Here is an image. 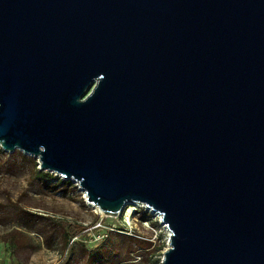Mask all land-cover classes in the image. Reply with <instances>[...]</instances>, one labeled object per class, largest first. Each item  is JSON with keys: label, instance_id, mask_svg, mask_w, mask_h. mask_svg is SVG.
<instances>
[{"label": "water", "instance_id": "obj_1", "mask_svg": "<svg viewBox=\"0 0 264 264\" xmlns=\"http://www.w3.org/2000/svg\"><path fill=\"white\" fill-rule=\"evenodd\" d=\"M0 149L157 214L160 264H264V0H0Z\"/></svg>", "mask_w": 264, "mask_h": 264}, {"label": "rangeland", "instance_id": "obj_2", "mask_svg": "<svg viewBox=\"0 0 264 264\" xmlns=\"http://www.w3.org/2000/svg\"><path fill=\"white\" fill-rule=\"evenodd\" d=\"M35 168L36 158L0 149V264H160L168 237L155 215L134 206L129 221L101 216L76 184L54 188ZM62 225L79 227L71 254Z\"/></svg>", "mask_w": 264, "mask_h": 264}, {"label": "trees", "instance_id": "obj_3", "mask_svg": "<svg viewBox=\"0 0 264 264\" xmlns=\"http://www.w3.org/2000/svg\"><path fill=\"white\" fill-rule=\"evenodd\" d=\"M34 176L38 180L45 182V183H50L52 181H55L54 188H56L59 185H65V186L73 187V185L70 181L61 179L58 176H53L52 174L47 173V172H41L36 168L34 169ZM77 228H79V227L74 228L70 225H66V226L62 225L61 226V230H62V239L61 240L63 242L62 250H65L68 247L69 254H71V249H72V245L70 244V242L74 238ZM129 240H133V239H131L129 237Z\"/></svg>", "mask_w": 264, "mask_h": 264}, {"label": "bare ground", "instance_id": "obj_4", "mask_svg": "<svg viewBox=\"0 0 264 264\" xmlns=\"http://www.w3.org/2000/svg\"><path fill=\"white\" fill-rule=\"evenodd\" d=\"M81 192V191H80ZM82 193V192H81ZM83 194V193H82ZM87 205L89 206V207H91V208H93L94 209V212L96 213V214H99V215H101V216H104L100 211H98V209L97 208H95L94 206H92V205H90V204H88L87 203ZM134 206H136V207H138V206H141V205H138V204H131L130 206H127V207H125L123 210H122V212H121V214L124 216V218L126 219V220H130V218H131V215H132V213H133V211H134ZM153 215H155V214H153ZM156 216V215H155ZM157 217V216H156ZM158 218V217H157ZM160 223V226L162 227V229H163V231L166 233V235H167V237H168V231H167V229L165 228V226L161 223V222H159Z\"/></svg>", "mask_w": 264, "mask_h": 264}, {"label": "built area", "instance_id": "obj_5", "mask_svg": "<svg viewBox=\"0 0 264 264\" xmlns=\"http://www.w3.org/2000/svg\"><path fill=\"white\" fill-rule=\"evenodd\" d=\"M138 207L143 208V210L147 211V212H148L149 214H151V215L155 214V213H152L151 210L147 209V208L144 207V206H138ZM155 215L158 217V219H159V221H160V217H159L157 214H155Z\"/></svg>", "mask_w": 264, "mask_h": 264}]
</instances>
